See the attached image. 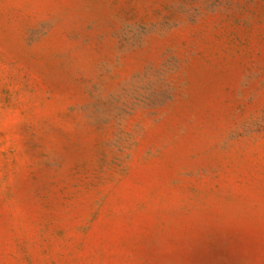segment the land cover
<instances>
[{
    "label": "rangeland",
    "instance_id": "rangeland-1",
    "mask_svg": "<svg viewBox=\"0 0 264 264\" xmlns=\"http://www.w3.org/2000/svg\"><path fill=\"white\" fill-rule=\"evenodd\" d=\"M0 264H264V0H0Z\"/></svg>",
    "mask_w": 264,
    "mask_h": 264
}]
</instances>
